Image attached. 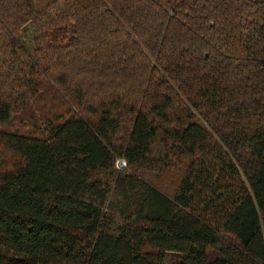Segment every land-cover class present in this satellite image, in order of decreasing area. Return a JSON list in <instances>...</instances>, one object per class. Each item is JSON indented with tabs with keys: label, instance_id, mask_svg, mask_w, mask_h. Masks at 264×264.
<instances>
[{
	"label": "trees",
	"instance_id": "obj_1",
	"mask_svg": "<svg viewBox=\"0 0 264 264\" xmlns=\"http://www.w3.org/2000/svg\"><path fill=\"white\" fill-rule=\"evenodd\" d=\"M0 264H264V0H0Z\"/></svg>",
	"mask_w": 264,
	"mask_h": 264
},
{
	"label": "rangeland",
	"instance_id": "obj_2",
	"mask_svg": "<svg viewBox=\"0 0 264 264\" xmlns=\"http://www.w3.org/2000/svg\"><path fill=\"white\" fill-rule=\"evenodd\" d=\"M34 30L32 27H30V25H26L25 30L19 33V38L25 43L26 48L28 49V51L33 55L34 58L37 59L38 62L43 63L44 57L42 54V51H40L39 49H37V47H35V45L31 46L28 42L29 39H33L34 38ZM25 39L28 41H25ZM31 44H33V42H30Z\"/></svg>",
	"mask_w": 264,
	"mask_h": 264
},
{
	"label": "built area",
	"instance_id": "obj_3",
	"mask_svg": "<svg viewBox=\"0 0 264 264\" xmlns=\"http://www.w3.org/2000/svg\"><path fill=\"white\" fill-rule=\"evenodd\" d=\"M115 166L117 168H122L124 166V161L120 159L116 160Z\"/></svg>",
	"mask_w": 264,
	"mask_h": 264
}]
</instances>
